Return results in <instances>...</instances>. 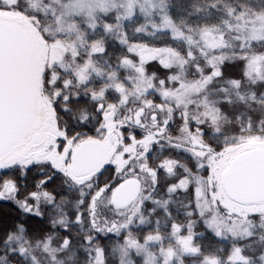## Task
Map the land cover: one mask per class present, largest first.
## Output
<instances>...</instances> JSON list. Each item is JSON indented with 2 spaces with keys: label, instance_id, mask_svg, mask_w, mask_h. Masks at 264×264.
Returning <instances> with one entry per match:
<instances>
[{
  "label": "snow or ice",
  "instance_id": "obj_1",
  "mask_svg": "<svg viewBox=\"0 0 264 264\" xmlns=\"http://www.w3.org/2000/svg\"><path fill=\"white\" fill-rule=\"evenodd\" d=\"M0 264H264V0H0Z\"/></svg>",
  "mask_w": 264,
  "mask_h": 264
}]
</instances>
